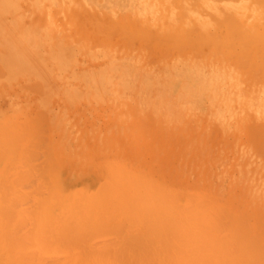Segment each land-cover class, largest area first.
<instances>
[{
  "label": "rangeland",
  "instance_id": "374dc122",
  "mask_svg": "<svg viewBox=\"0 0 264 264\" xmlns=\"http://www.w3.org/2000/svg\"><path fill=\"white\" fill-rule=\"evenodd\" d=\"M240 1L0 0V129L1 131L4 129L3 131L5 134L8 132L7 136L3 133V131L2 133L0 132V138H3V142H6V140L8 142L10 139L5 140V138L9 136L10 132L14 133L15 131H20L26 133L28 131L34 133L33 135L31 133L32 136L28 133L26 135L21 133L19 135H22V137L25 138L24 141H20L17 138L15 140H18L19 142L14 143L16 145L18 144V146L22 144L24 145L27 140H30L29 137L31 136L30 138H34L32 140H35L37 145L44 144L43 146H38L41 148L37 149L38 152L39 150L42 151L43 147V153L44 150H46L45 153H49L50 156L48 157L52 159L53 163H55L52 164L51 161L49 163V161L46 160L49 163V166H51L50 168L57 166L58 167L53 169V171L51 169L50 175L52 176L47 174V177H45L46 174L44 173V171L42 174H40V176L44 175V177L47 178L46 180L49 181L48 183H45L47 182L46 180L44 182L43 176V178L40 179L38 178V176L36 177L35 175H33L37 172H42L39 171L40 169H38L37 166H41L42 170H45V172L46 167L44 166V169L42 167V164L44 165V163H42L44 161L42 160L45 156L43 157L42 152H39V155H37L38 153H36L35 151V154L34 150L36 149V147H34V144L31 142L35 149L33 148L34 150L32 151L30 150L31 148H27L26 152L32 151L31 153H34L31 154V156L29 155V153L28 155L30 157H34L36 155V158L34 159L35 161L32 158V160L34 161H32V168L34 171L35 169L33 164H35V168L37 167V172L32 173L29 171L28 174L32 173V180H34V176L36 181L37 178L38 180L40 179L39 182H36L34 180L36 182V185L40 184V182H44L43 184L41 183L44 190L43 188H41V184L40 189H38L40 193L41 191H44L45 193L47 192L48 189L46 187V184L50 183L49 185H51V187L48 185V188H52V186H55V194L53 196L51 194V196H55V200L59 201L57 202L59 203L57 206L54 205V208L56 210L59 209L58 214V212L53 209V205H50V203H57L53 198H50L49 193H46L48 197L46 195H44V197L45 199L47 198V201L43 198L44 201L40 206L41 208H39V210L41 209V216L39 217V219L36 214L37 208L34 207L36 205H34L31 206V208L34 207V214H32V217L34 218H32L30 215H25V218L26 216L29 218H27L28 220L26 219L24 223L19 221L20 217H18L19 220H17V215L19 216V214H21L22 217V211L20 209L23 208V205L21 206V203L24 201V197L21 199V201H19L18 195L23 190H21L20 188L27 184L25 185L27 187H24L23 191L25 192L24 194H27L26 192H28V189H30L32 185V180L26 178V182L27 180H29L30 182L28 181L27 183H24L23 181L21 182L20 180H16L18 176L16 178L15 176H21V173L25 174V172L29 170L27 169L28 165H30L29 168H31V163L28 162V158L25 159V156H27L25 152L24 156H20L22 151H20V148L22 149L21 146L17 147L19 152L16 147V150L14 152L13 147L16 145H11L10 142H8L10 143V147H8V143H6L7 145H1L7 146L6 148H8V150H6V152L3 149V146V150H1V152L3 154V152L5 151L6 154H4V157H1L3 155L0 153V179L3 178V180H10L8 183L4 181L5 184H0V211H4L5 205L11 204L9 202V204H5V202H2L4 201V198H2V196L4 197V193L10 191V187L7 188L6 186L9 183L13 184L12 182H14V180L11 181V178L13 177V179L15 178L16 182H14V186L16 185V188L20 186L19 189L21 192H19V194L14 197H18V201L17 199H15V203L17 204L19 202L20 204H17V206L19 205V207H15L18 211L21 212L19 214L16 213V219L14 218L15 212H17L16 209H13L15 210L13 212L14 215L12 211H10V208L9 210H7L9 211V213L7 212L8 214H6V211H4V213L1 215L0 212V264H85V262L88 261H90L89 264H97L96 262H98V258H93L96 256H94L95 252L93 254L91 253V250L93 249V245L95 247L101 246V242V244L93 243L91 250H78L68 249L67 247L69 246H67V244V247H64L63 241H65V236L69 234V237L72 238V241L70 239L71 245H77L76 241L79 240L77 239V236L81 235H76V233H78V230H75V233V227H82L85 229V231L86 229L89 230V227L87 226L86 228L84 226L85 223H82V221L86 219L81 216L80 212H78V209H82L83 211L88 213L89 217L87 216L86 218H89L88 221L92 225V227L90 228V232H92L91 235H93L94 232H96V234L100 232V224L101 226L104 224L106 228L120 226V222L122 221L121 218L123 215H120V218L118 216L116 217L117 214L114 213L113 210V207L116 204L118 205L115 198L113 199V197L116 196L118 199L121 197L117 196L118 192L121 193L122 196L123 194H125V201H128L127 198H129V202H131L132 205L136 204V201V206L141 203V205H139L138 207V210H134L136 208V206L134 205L135 208H130L132 212L130 209L129 211H127L129 213H127L128 215L126 217H132L130 219L131 222L129 221V223L127 222V224H132V226L134 224V221L132 223L133 217L135 218L136 216H138L137 212L139 211L138 213H140V208L143 205L144 206L142 207V211H144V213L141 212L142 214H140L143 217H138L145 218L144 214L146 213V218L144 219L146 225L150 224L148 223L149 221L147 220V218L150 219L149 217L153 215L154 220L151 218L150 221L152 222L153 220L154 222L156 220L155 226L159 225L160 223L158 224V222L162 221V226L164 225V223H166L168 224V227L175 226L173 225L175 223L171 224L170 220L175 215L173 214V212H178L180 215H183L184 212L187 211H184L185 208L183 209L181 207H186V209L190 208V205L187 204L189 200L187 202L185 201L186 197L188 196H191L189 203H191V198L194 196L197 202L200 199L205 203L208 201V205L210 204L209 202H212L211 204H215L214 206H221L219 207V209L222 208V212L223 210H225V220L223 219V224L220 223L221 220H219L220 224L218 223V219H220V216H218L219 213L217 214L215 210L214 212L217 214L215 216H218V218H216L217 221L215 222V218H213V222L209 221L212 219V217L215 216L212 215L211 217L209 210H205L206 206L203 205L206 204L204 202H201L202 204L198 203L200 205L198 206L195 203L196 200L195 202L193 200V204L191 205L193 210L196 209L195 212L199 213V211L202 209L201 207L203 206L204 211H200V214L202 212L205 213L203 214L204 216L208 215L209 218H205L207 223L210 222V224L202 223V226L200 225V227L195 230L198 231L201 227H204L203 225H206L203 231H207L208 229H206V227L208 225L212 226V223L215 222L213 225L214 227L212 226L213 228H215L216 226L215 231L212 232L215 237V241L217 242L219 239H221L218 241L219 243L221 241L223 243L227 241L228 250L229 244L232 243V240L230 239L232 233L229 234V229L232 228L231 232L235 230L234 232L237 236L236 237L233 233V236H235V238L232 236L234 241H239V243L235 244L236 246L238 244L241 247L240 244L245 245L243 242H240L241 237L239 238V236H242V234H240L241 230H237L240 233L236 231V229L240 228L241 225L236 228L233 227L235 226L233 221L229 222L228 219L230 217L228 215H230L231 212V217L236 215V218L238 216V218H236L237 225L238 223H240L238 222L239 219L240 221L242 220L241 224L244 227L243 230L247 231L248 235L252 238L255 236V238H253L254 241L251 237H249L251 239V242H253L252 244H250V239L247 241V233L246 236H244L245 232L242 231V233L244 234L242 240L245 241V243L246 241L249 242L250 245H248V247L250 246L249 249L251 250H254L251 247L252 245H255L256 241L257 245L253 246V248L256 249V247H258V251L254 250L255 252L252 253L251 251V253H249V250H246L248 253L247 256V253L244 252L245 247L243 248L244 250H241V248L239 249V246H237L238 254L236 252L237 249L234 251V253H236L238 257L239 254H241L242 256L239 258L234 256V258L236 257L238 259V261L236 260L237 263L235 261L229 262L233 259V254L232 258L228 259L229 261L227 260V257L220 258V261L221 259L225 258L230 264H246V259L249 260V262L250 260L251 262L255 260L254 263L259 260L258 258H260L261 260L258 261L259 263L264 260V258H262L264 257V54H262L264 53V36H262L264 35L262 34L264 32V30L262 29L264 28V0ZM260 2L263 3V7H261L262 3ZM257 6L260 7V9ZM202 8H204V10ZM261 10L262 12H260ZM204 11H207L206 15L204 14ZM215 11L217 12L215 13ZM214 13L217 16H213ZM258 22L261 24H259ZM231 23L232 25L234 24V26H232ZM252 24L254 25L252 26ZM123 27H125L124 30L126 32L128 31L126 30V27L127 29H129V31H133L131 33L128 31V33H130L128 35L127 33H124L125 31H123ZM256 27L258 29H256ZM108 28H110L109 30L113 31H109ZM245 28L247 29V31L244 30ZM140 31H143V33ZM257 31L258 33H260V35L258 33L256 34ZM138 32L142 33V35ZM145 32L146 35L144 34ZM250 32L253 33V36ZM249 33L251 37H249ZM143 34L145 36H143ZM139 35L143 37H140ZM257 35L261 37V41H259L260 43L257 42L260 39V37H256ZM246 36L250 39L246 38ZM209 38L211 39L209 40ZM196 39L198 41H195ZM248 40L254 41H252L251 43ZM177 41H179V43L181 44L183 43L182 46L184 45V48L182 46L180 47L181 44L179 45V48V43H177ZM199 41L201 43H198ZM216 41H218V43ZM255 41L258 44H256ZM158 42L161 43L159 44ZM208 42H210V44ZM253 42L255 43V46H253ZM262 42L263 44H261ZM156 43H158V45ZM185 43L188 44L187 48L185 47ZM243 46L245 48L244 52L248 51V48H250L252 53L250 51H248L250 53L241 52ZM253 49H255L254 52ZM237 52L240 53L238 54ZM242 53L244 57H242ZM246 54L248 56L250 55V57H246ZM253 55H256V57L254 58ZM230 56L233 58H231ZM227 57L230 58L229 61ZM239 57L247 61L248 65L247 63L244 64L245 61H243L242 64V62H240V60L242 61V59H239ZM252 63L253 65H251ZM11 124H13L14 126L12 127ZM3 134L5 138L2 137ZM19 135L17 137H19ZM39 138L43 142H40ZM11 140H13V134H11ZM29 143L30 142H28L27 145ZM47 144L48 146L50 145L49 148L53 151H50ZM23 148L25 150V147ZM16 151L18 153H16ZM69 151L71 152V154ZM13 152L14 154L16 153L15 156L12 154ZM51 152L53 154H50ZM103 154L105 155L104 159L101 158L104 156ZM20 157L21 159H19ZM23 157L24 159H22ZM30 159L31 158H29V160ZM20 160L24 164H22ZM8 163L10 166L11 164H14L18 168L21 164V166L26 165L27 167L24 166L26 168L25 172L24 168L22 170L17 169L16 167L15 171L17 172V170H19L21 172L20 174H16L13 168L14 166L11 167L10 169L13 168L12 171L15 172V175L12 176L13 174H11L12 171L10 170V176H7V178L5 177V175L9 170L7 169L9 166L7 165ZM6 165L7 167H5ZM60 165L61 168L59 169ZM97 166L100 167L97 168ZM137 167L138 170L136 169ZM105 168H109L107 170L109 174L107 175H110L109 177H111L112 182H116V185H112V187H114L113 189H111L112 187L110 188L109 186L112 183H110L111 179L109 180L105 173L107 172L105 171ZM156 168L158 173L156 171ZM97 169L100 170L97 171ZM133 169L134 172L132 173ZM6 170L7 172H5ZM162 171L164 175H162ZM127 172L129 176L130 173L131 175L133 174L132 177L137 178L143 176V179L141 178L142 181L141 179H137L138 181L140 180L141 183L143 182V180H145V183L143 182V184L141 185L142 188H145V186H147V188H149V190L151 191V195L150 193L149 196L145 194L146 198L148 196V199H150V197L153 200L155 199V202L152 203L157 204L159 208H157V206L155 207V205L153 206L155 208H150L151 205L148 206L147 203L149 200L142 199L145 196L142 195L144 194L142 193L144 189L140 191L141 197L139 196V193L137 194V196L139 197H135V194L139 192L137 189H135V185H130L129 188H126L125 185L126 190L123 189L125 183L122 184V182H124L122 178H124L125 176L129 178V176L126 175ZM47 173H49V170H47ZM121 173L125 176L121 177ZM24 174H22V176H24ZM112 175L116 176L117 178L120 177L122 180L121 183L120 178L119 182L117 183L118 179L116 177L113 178ZM20 176L18 178H20ZM27 177H29V175ZM158 177H160L161 181ZM133 179H131L130 181H132ZM23 180L25 181V179ZM149 180L154 181L153 184H156V186L154 187ZM34 181H32V183ZM159 181L163 185V182H165L166 184V186H164V188H167L164 189V192L167 193L166 196L170 197V195H172L173 197L170 198H173V201L175 199V201L173 202L174 204L171 203L172 206L178 204L177 206L181 205L180 208L183 209L181 211H178L179 207L178 209L177 207L175 209L174 206L175 211H170L172 217L169 216V209L168 215L165 212L166 209L163 210L164 208L162 206L165 205L164 202H162L164 204H162L160 201L156 203L157 199L159 198L158 195L161 193L160 191V193L156 194L157 189L158 187L161 188L162 186L161 184H159ZM28 183L31 184L30 187L28 186ZM119 183L121 184V187L118 186ZM129 184L127 186H129ZM115 186L121 191L115 188ZM138 186L139 185H137V187ZM141 186H139L138 188L140 189ZM35 187L37 186L31 188H34L33 190H36L38 187ZM153 187L157 189L155 190ZM17 189L16 191H19V189ZM13 190L11 193L8 192L10 194V196L8 195V199L9 197H11L10 199L12 200L14 199L11 195L17 192L15 191L14 193ZM130 190L133 191L131 192ZM136 190L137 192L133 196H129ZM29 191L30 193L33 192L32 197L35 198L32 199V197H29L28 192V196L26 195L25 199L27 200V197L31 198V204H33V200L37 199V196L39 199L40 194H38V191H32L31 189ZM51 191L50 192L53 193V190ZM174 192H176L175 195L178 193L181 198L176 199ZM56 193H58L59 196ZM111 193L113 194V196ZM183 193L186 195H184ZM35 194L38 195L34 196ZM42 194L44 193L42 192ZM30 195H32V193ZM56 195L58 196V198L56 197ZM162 195L163 194H161L160 197H162ZM164 195L161 199L164 198ZM179 195L177 196L178 198ZM5 198H7L6 195ZM131 198L135 200V203ZM170 198H168L169 202L171 201ZM118 199L117 201L119 202L120 199ZM138 199L139 201L143 200L142 202L146 200V203H139ZM165 199H163V201ZM110 200H112V205H114L116 202L113 207L109 203ZM121 200L124 199L122 198ZM45 201L47 203H45ZM150 201L149 203L151 204ZM11 202L13 203L14 201ZM26 202H24L25 204L23 203L24 207H26L27 204L30 203L29 202L26 204ZM35 202L37 203L38 201L35 200ZM129 202L127 204L126 202L121 203L125 204L123 206L126 207V205L129 206ZM84 203H86V205ZM159 203H161L162 206L158 205ZM194 203L200 208V210L198 207H195L194 209ZM109 204L112 208L108 206ZM211 204L209 205V207H212ZM168 206L167 208L171 207ZM6 207L8 208V206ZM9 207L12 208L13 205H9ZM27 207L29 209V205ZM161 207L163 209H161ZM1 208L3 210H1ZM146 208H148L147 211ZM52 209L53 213H51ZM152 209H154V212H152ZM156 209H160V211H163V213L165 212L166 215L162 213L160 215V211L158 212V210ZM118 210L115 211L117 212ZM120 210L124 211V208ZM135 211L136 213L132 214ZM182 211H184L183 214H181ZM192 211L189 212L192 213V216H196V213ZM111 212L112 214H110ZM241 212L243 214H241ZM150 213L152 215H150ZM178 213L177 218L182 221L180 224L183 225L184 221L182 219L183 216L186 215V213L181 217L182 219L180 218V215H178ZM226 213L229 214L227 215ZM105 214H107V216ZM4 215L9 217H3ZM113 215L114 217L112 220L111 218ZM226 215L229 218H226ZM61 216L62 218H60ZM84 216H86V214H84ZM138 217L135 218V220L138 221L136 222L138 223L135 226L136 229L139 225V222V228L141 227L143 230L146 229L144 228V222H142V219H138ZM83 218L84 220H82ZM189 219H191V217ZM197 219L200 218L196 217V222ZM69 220H74V222L70 221V223H72L70 224ZM127 220L128 219H126V221ZM185 220L188 221V218H185ZM172 221L178 224L177 220L174 221L173 219ZM112 222H114V224ZM190 222L193 223L195 221L190 220L189 224ZM123 223L127 225L125 221ZM142 223L143 227L141 226ZM186 223H184V225ZM216 223H218V227ZM231 223L233 225H231ZM166 224L165 226H163L164 229L161 226L164 231L167 228ZM248 224H250L251 226ZM220 225H223L224 228L226 227L225 233L227 232V236L230 235L228 239H230L231 242L226 238L225 240H223L226 235L222 234L224 233V230L223 232L220 231V229H224L220 228ZM123 226L124 225H121L120 228H118L121 229V233L124 234L123 238H127L129 234H126L127 236L125 235V231L121 228ZM150 226L152 229H150V227L148 226V229H150V231L148 232L150 233L152 231L153 233V229L155 228L154 223H152ZM176 226L181 228V226ZM192 226L197 227L198 225H195L194 223ZM72 227L74 228L72 229ZM135 227L131 228L133 232L136 231L134 229ZM177 227L176 229L180 230V228ZM183 227L184 226H182V228ZM188 227L190 228L191 226L188 225L187 228ZM118 228L117 230H119ZM157 228L155 232L157 231ZM182 228L180 231H182ZM170 229L175 228L170 227ZM103 230L105 231L106 229ZM117 230L116 232H114L115 230H113L114 233H112V230L110 231L107 228V239L109 238L108 240H110V238H113V234H119L120 230L118 232ZM137 230V233H139L140 230ZM175 230H169V232H176ZM189 230L191 231L192 229H188V232L186 233L187 235L193 232H189ZM109 231L112 235L111 236L109 234L111 237H108L107 235ZM132 231L129 232L133 233ZM142 231L141 234L139 233L140 235H142L141 237L144 236L143 232H145V230L143 232ZM259 231L262 232V234ZM166 232L170 237L166 234ZM166 232V236L164 234L162 235L163 240H161L162 237L160 236L162 232L159 233L157 231V233L160 235L153 233L154 235H156L155 237L157 240L158 236L161 237H159L161 241L158 240L156 244L154 243L156 239L155 241L152 239L154 237L153 235L149 236L151 240L147 237L150 241L149 244L153 243L154 246H156L157 243V246H160L159 244L161 242V244H164V236L168 237L167 240L172 237V233L170 235L168 233V230H166ZM174 232L173 234L176 235V237L173 235V238H175L174 241L171 238V241L169 240L168 242H171L172 244L175 243V241H178L180 243L179 240L181 239L178 238L180 236L183 238L184 232H186V227L183 232L180 233L178 238L176 234L177 232ZM216 232H219L218 235L220 237ZM149 233L145 235H149ZM123 234H121V237ZM19 235H21L22 238H20L21 236L19 237ZM100 235L101 234L95 236L93 235L97 240L96 242H99L101 240ZM117 235L116 237L120 236ZM187 235L185 236L187 237ZM74 236L76 237V239H74ZM86 236L84 234L83 237ZM102 236H104L103 238H105V241H107L105 235L102 234ZM193 236L195 237L196 234H194ZM261 236L262 238H260ZM198 237L200 239V236H197V239H195V241L193 240L194 238L191 239V241L195 243L197 242V240L200 241L203 238L201 236V239L199 240ZM246 237L247 239L244 240ZM91 238H84V240L86 239L85 243L90 241ZM123 238H121V240H123ZM147 238L144 236L143 239H140L142 241H137L138 244L142 245V247H140L143 248L142 250H146L148 246ZM188 238L190 239V237ZM119 239L117 240V244H119ZM184 240L186 239L183 238V241ZM101 241H104V239H102ZM124 241L121 242L125 244ZM191 241L189 245H194L193 243H191ZM125 242H127L129 245H127V243L124 246L119 245L121 246L120 248H127L128 246L132 248V244L130 245L131 242H128V240ZM134 242L132 243L134 244ZM218 242L217 244L219 246ZM67 243L68 245H70L69 241ZM85 243L83 242V244ZM88 243L85 244V247L88 246ZM181 243H183L182 240ZM166 244H164V246ZM176 244L177 242L175 243V245ZM200 244L201 243H199V245ZM235 244L232 243V247H234ZM90 245L91 243L89 244V246ZM175 245L172 247H175ZM224 245H221V248L219 246V248L222 249L224 247L223 249H225ZM135 246L136 245H134L133 248L130 249L129 253L131 255V251L133 252V254L137 251H140L135 250V248L137 249V247ZM205 246L206 245H204V247H201L203 251ZM211 246L210 249L212 248ZM218 246H214L213 248L216 249V247L218 248ZM177 247H179V249ZM177 247H175V249H178L179 251L180 249L182 250L180 254L186 253L183 252L181 246ZM167 248L169 250V246ZM193 248L195 249V247ZM198 248L200 249V246L198 247L197 245L195 252H197ZM175 249L173 251H175ZM199 249L198 252L200 251ZM118 250L123 252V250L121 249ZM153 250L154 254L152 253L151 255H154V257H156V250ZM184 250H186V248ZM191 250L193 249L191 248ZM231 250L234 249L230 248L228 251L230 253H233V251L231 252ZM239 250L241 252L243 251L245 255L239 252ZM116 251L113 250V252ZM158 251L160 250L158 249ZM217 251L218 253L221 252L220 255H222V251H224L226 255L228 254L225 250ZM162 252L160 251V253ZM187 252H190V249H187ZM204 252V258H206V261L209 262L211 258L208 257H214L215 254H217H213L214 251L212 252V250H209V248ZM259 252H263V254L261 253L259 255L260 257L256 256ZM97 253L95 255H97ZM103 254H106L107 259L108 256L106 251ZM180 254H172L171 252L169 253L170 256L174 255V261L175 258L177 259L176 255H178L179 257L181 256ZM190 254H193V252H190ZM86 255L90 257L91 255H93L91 260L96 261L91 262V260L88 259V261L82 263V260H85ZM134 255H132L133 258ZM148 255L149 254H147V252L145 253L144 251V253L139 256L143 259L141 260V262H138V260L135 259L137 256L134 258V260H132L133 258L130 259V262L136 260L135 262L137 264H142V261H145L149 257ZM82 256H84V259L81 258ZM88 256L86 257V260ZM111 256L112 255H109L108 259H110ZM120 256H117L115 260H107L106 263H129H127V261L125 260L126 256H123L125 259ZM163 256H161V259ZM201 256L203 257V254ZM243 256H246L248 258L244 257L246 259L243 260L241 259L243 258ZM190 257H187V255L185 256L187 260ZM193 257H197V259ZM101 258L103 257L101 256L100 259ZM192 258V263L194 259L198 260L197 264L199 263V261H202L199 260L201 258L197 253L192 256ZM151 259L148 258L147 260ZM178 259V261L180 262V257ZM102 260L103 259L100 260L101 262H103L102 264H106L105 260ZM184 260L182 262H184ZM212 260L215 262V264H220L217 263L218 260L216 257L212 258ZM147 262L145 261V263ZM179 262L177 263L179 264ZM131 263L133 264V262ZM151 263L154 264V262ZM163 263H166V261ZM167 263L169 264V262ZM185 263L187 264L186 261ZM206 263L208 264V262ZM194 264H196V262Z\"/></svg>",
  "mask_w": 264,
  "mask_h": 264
},
{
  "label": "bare ground",
  "instance_id": "6f19581e",
  "mask_svg": "<svg viewBox=\"0 0 264 264\" xmlns=\"http://www.w3.org/2000/svg\"><path fill=\"white\" fill-rule=\"evenodd\" d=\"M136 1H137V0H136ZM239 1H240V0H239ZM245 1H246V0H245ZM133 2H134V1H133ZM199 2H200V1H199ZM240 2H241V1H240ZM197 3H198V2H197ZM203 3H204V2H203ZM203 3H202V4H203ZM245 3H246V2H245ZM250 3H251V2H250ZM255 3H256V2H255ZM260 3H262V2H260ZM206 4H207V3H206ZM207 5H208V4H207ZM252 5H253V4H252ZM256 5H257V4H256ZM208 6H209V5H208ZM198 7H200V6H198ZM202 7H203V6H202ZM257 7H258V6H257ZM261 7H263V3H262V6H261ZM258 8L260 9V7H258ZM202 9L204 10V8H202ZM208 9H209V8H208ZM206 10H207V9H206ZM254 10H255V9H254ZM208 11H209V10H208ZM256 11H257V10H256ZM199 12H200V10H199ZM202 12H203V11H202ZM204 12H205V11H204ZM206 12H207V11H206ZM206 12L204 13L205 15H206ZM216 12H217V11H215V13H216ZM260 12H262V10H261ZM263 12H264V10H263ZM208 13H209V12H208ZM215 13H214V14H215ZM252 13H253V12H252ZM214 14H213V16H217L216 14H215V15H214ZM259 14H260V13H259ZM261 14H262V13H261ZM258 16H259V15H258ZM258 16H257V17H258ZM261 16H262V15H261ZM261 18H262V17H261ZM263 18H264V17H263ZM261 22H262V21H261ZM258 23H259V22H258ZM256 24H257V23H256ZM256 24H255V26H256ZM259 24H261V23H259ZM231 25H232V23H231ZM253 25H254V24H252V26H253ZM232 26H234V24H233ZM241 26H242V25H241ZM245 26H246V25H245ZM246 28H248V27H246ZM246 28L244 29L245 31H247ZM250 28H251V27H250ZM109 29H110V28H108V30H109ZM124 29H125V27H123V31H125ZM254 29H255V27H254ZM256 29H258V28L256 27ZM262 29L264 30V28H262ZM126 30L129 31V29H127V27H126ZM249 30H250V29H249ZM259 30H260V29H259ZM109 31H113V30H109ZM128 31H127V32L125 31L124 33H127V34L129 35L133 30H132V31H129L130 33H128ZM140 32L143 33V31H140ZM140 32H138V33H140ZM262 32H263V31H262ZM262 32H261V33H262ZM138 33H137V34H138ZM142 33H140V34L142 35ZM250 33H251V32H250ZM250 33H249V37H251V36H250ZM257 33H258V31L256 32V34H257ZM127 34H126V35H127ZM144 34L146 35V32H145ZM144 34H143V36H145ZM251 34H252V36H253V33H251ZM258 34L260 35V33H258ZM262 34H264V32H263ZM259 35H257L256 37H260ZM139 36H140V35H139ZM143 36H140V37H143ZM254 36H255V34H254ZM262 36H264V35H262ZM128 37H129V36H128ZM249 37L246 36V38H249ZM252 38H254V37H252ZM138 39H139V38H138ZM210 39H211V38H209V40H210ZM249 39H250V38H249ZM131 40H132V39H131ZM209 40H208V41H209ZM256 40H258V39H256ZM262 40H263V39H262ZM144 41H145V40H144ZM195 41H198V40L196 39ZM212 41H214V40H212ZM248 41H250V42L252 43V41H254V40H248ZM259 41H261V37H260V39H259L257 42L260 43ZM186 42H187V41H186ZM216 42L218 43V41H216ZM145 43H147V42H145ZM148 43H149V42H148ZM158 43H159V42H158ZM158 43H156V44L158 45ZM160 43H161V42H160ZM160 43H159V44H160ZM164 43H165V41H164ZM177 43H179V41H177ZM177 43H176V44H177ZM196 43H197V42H196ZM198 43H201V42L199 41ZM208 43L210 44V42H208ZM211 43H213V42H211ZM255 43H256V41H255ZM255 43L253 42V46H255ZM258 43H256V44H258ZM180 44H181V43L178 44V47H179ZM182 44H183V43H182ZM182 44L180 45V47L182 46ZM185 44H186V43H185ZM261 44H263V42H262ZM162 45H163V44H162ZM187 45H188V44L185 45L186 48H187ZM199 45H202V44H199ZM199 45H198V46H199ZM217 45H218V44H217ZM229 45H230V44H229ZM229 45H228V46H229ZM259 45H260V44H259ZM155 47H156V46H155ZM157 47H158V46H157ZM180 47H179V48H180ZM182 47L184 48V45H183ZM200 47H201V46H200ZM240 48H242V47H240ZM244 49H245V48H244V46H243V48L241 49V52H243V53H246V52H247V53H250V52H251V49H250V48H248V51H250V52H248V51H245V52H244ZM242 50H243V51H242ZM254 50H255V49H253V52H254ZM239 51H240V50H239ZM255 52H257V51H255ZM237 53L239 54L240 52H237ZM243 53H242V57H244V56H243ZM251 53H252V52H251ZM259 53H261V52H259ZM235 54H236V53H235ZM257 54H258V53H257ZM262 54H264V53H262ZM240 55H241V54H240ZM226 56H228V55H226ZM236 56H238V55H236ZM247 56H248V55L246 54V57H247ZM230 57H231V56H230ZM240 57H241V56H240ZM240 57H239V59H242V61L240 60V62H242V64H243V61H245V60H244L243 58H240ZM248 57H250V55H249ZM253 57L255 58L256 55H255V56L253 55ZM259 57H260V56H259ZM227 58H228V57H227ZM231 58H233V57H231ZM236 58H237V57H236ZM229 59H230V58H228V61H229ZM248 59H249V58H248ZM237 60H238V59H237ZM249 62H250V61H249ZM262 62H263V61H262ZM246 63H247V61H245L244 64H246ZM261 64H262V63H261ZM247 65H248V63H247ZM249 65H250V64H249ZM251 65H253V63H252ZM257 71H258V70H257ZM254 73H255V72H254ZM256 74H257V72H256ZM31 119H32V118H31ZM31 119H30V120H31ZM21 120H22V119H21ZM30 122H31V121H30ZM33 122H34V121H33ZM7 123H8V122H7ZM11 123H12V122H11ZM8 124H9V123H8ZM11 125H12V127L14 126L13 124H11ZM0 126H1V125H0ZM2 127H5V126H2ZM2 129H3V128H2ZM3 130H4V129H3ZM3 130H2V131H3ZM2 131H1V129H0V132H1V133H2ZM15 132H16V131H15ZM15 132H14V133H13V132H12V133L10 132V134H9L10 138H9V136H8L7 138H5V136H4L5 133H4V131H3L4 134L2 135V137H4L5 140H6V139H10L8 142H10L11 145H16L14 142H19L18 140H15V139H17V138H18L20 141H21V140L24 141L25 138H23L22 135H19V134H21V133H23V132L17 131L16 134H15ZM18 132H19V133H18ZM27 133L31 135L32 132H28V131H27L26 133H23V134L26 135ZM7 134H8V132H7L5 135L7 136ZM11 134H13V140H15V141L11 140ZM17 134L19 135L20 138L17 137V136H18ZM33 134H34V133H32V135H33ZM32 135H31V136H32ZM15 136H16V137H15ZM23 136H24V135H23ZM31 136H30V137H31ZM24 137H25V136H24ZM30 137H29L30 140H27L28 142H30L28 145H27V143H28L27 141H26L25 144H24L25 146H24L23 144H22V145L19 144V145L22 147V149L20 148V151H21V150L23 151V152L21 151V155H20V156H22V155L24 156L25 153H26V155H27L28 157L25 156V159L28 158L27 160H28L29 163H31V168H29L30 165H28V167H27L26 165H24V166L27 167V169H29V170L26 171V172H27V173H26V172H25L26 168H25L24 166H21L22 164H24V163L21 162V160H20V162H21L22 164L20 165L19 168H18L17 166H15L14 164H13V165L11 164V166H10L9 163H8V164H7V165H9L8 168H7V169H9V170H8V173H7L8 175L5 173V174H6L5 177L10 176V172H9V171H10V170L12 171L13 168H14V171H15V168H16V167H17V169H22V170H23V168H24V172H25V174H26V177H25V174H24V173H21L19 170L16 169V170H17V172L15 171L16 174H20V173H21V176H20V175H16L15 178H16L17 176H18V177L20 176V178L17 177L16 180H18V181L20 180L21 182L23 181V182L25 183V182H26V178H27V179L29 178V179L32 180V177H31V176H32V173H33V172H34V173L37 172V171H36L37 167H38V169H40L39 171H42V172H41V173H38V172H37L36 174H33V175H35L36 177L38 176V178H40V179L44 177V175H42L43 177L40 176V174H42L43 171H44V173L46 174L45 177H47V174L50 175V173H51V172H50L51 169H52V171H53V169H55V168L58 167V166H57V167L50 168V167H51V166H49L50 161H51L52 164H55V163H53V162H52V159L48 157V156H50L49 153H47V154L45 153L46 150H44V153H45V154L43 153V147H42V151L39 150V152H42L43 157L45 156V157L43 158V160H42V161H44V162H42V163H44V165H43L42 163H41V164H42L43 169L46 167V168H45V169H46V172H45V170H42L41 166H37V167L35 168V164H33V165H34V169H35V170L33 171L32 163L35 161L34 159L36 158V157H35L36 155H35V156L32 155V156H34V157H30V156H31V154H34L35 151H36V153H38L37 155H39V152H38L37 149H41V148L38 147V146H43L44 144H43V145H41V144H40V145H37L36 141H35V140H32V139H34V138L31 139ZM22 138H23V139H22ZM2 139H3V138H0V140H1V141H0V148H1V149H0V153H1V154H2L1 150H3V149H4L5 151L8 150V148H6L7 146H4V145H3L4 148H3V146H1L2 144H6V143H8L7 140H6V142H3L4 140H2ZM35 139H37V138H35ZM39 139H40V138H39ZM33 141H35V142H33ZM39 141H40V142H43V141H41V139H40ZM31 142L34 144V147H36V149L33 147V144H32ZM37 142H38V141H37ZM10 143H8V147H10ZM38 144H39V143H38ZM6 145H7V144H6ZM35 145H36V146H35ZM20 146H18V144H17L16 146H14V147H13V148H14V152H15V150H16L15 147L17 148V147H20ZM26 146H27V147H26ZM47 146H48V144H47ZM144 146H145V145H144ZM23 147H25V150H24ZM37 147H38V148H37ZM44 147H46V146H44ZM49 147H50V145L48 146V148H49ZM51 147H52V146H51ZM2 148H3V149H2ZM5 148H6V149H5ZM27 148H29V149L31 148L30 150H32V151L35 149V150H34V153H31L32 151H31V152H29V151L26 152V149H27ZM33 148H34V149H33ZM29 149H28V150H29ZM49 149H50V148H49ZM87 149H88V148H87ZM90 149H91V148H90ZM17 150H18V148H17ZM51 150H52V149H50V151H51ZM58 150H59V149H58ZM5 151L3 152V154H2L3 156H1V157H4V154H6L7 151H6V152H5ZM12 151H13V150H12ZM12 151H11V152H12ZM50 151H49V152H50ZM52 151H53V150H52ZM75 151H76V150H75ZM94 151H95V150H94ZM137 151H138V150H137ZM14 152H13L12 154L15 156L16 153L19 152V150H18V152L16 151L15 154H14ZM24 152H25V153H24ZM69 152H70V151H69ZM73 152H74V151H73ZM22 153H23V154H22ZM29 153H30V154H29ZM36 153H35V154H36ZM80 153H81V152H80ZM19 154H20V153H19ZM19 154H18V155H19ZM28 154H29L30 156H29ZM50 154H53V153L51 152ZM62 154H63V153H62ZM70 154H71V152H70ZM87 154H88V153H87ZM87 154H86V155H87ZM46 155H47V158H46ZM63 155H64V154H63ZM80 155H81V154H80ZM90 155H91V154H90ZM95 155H96V154H95ZM103 155H104V154H103ZM54 156H55V155H54ZM57 156H58V155H57ZM92 156H93V155H92ZM99 156H100V155H99ZM99 156H98V157H99ZM5 157H6V156H5ZM90 157H91V156H90ZM104 157H105V155H104L103 157H101V158L104 159ZM29 158H31V159L29 160ZM32 158H33L34 161L32 160ZM37 158H38V157H37ZM48 158H49L50 160H49ZM82 158H83V157H82ZM99 158H100V157H99ZM135 158H136V157H135ZM19 159H21V157H20ZM22 159H24V157H23ZM38 159H39V158H38ZM38 159H37V161H38ZM57 159H58V157H57ZM64 159H65V158H64ZM67 159H68V158H67ZM46 160L49 161V163H48ZM61 160H62V159H61ZM68 160H69V159H68ZM68 160H67V161H68ZM142 160H143V159H142ZM30 161H31V162H30ZM32 161H33V162H32ZM45 161H46V162H45ZM54 161H55V160H54ZM91 161H92V160H91ZM100 161H102V160H100ZM149 161H150V160H149ZM0 162H1V159H0ZM9 162H11V161H9ZM89 162H90V161H89ZM112 162H113V161H112ZM112 162H111V163H112ZM114 162H115V161H114ZM29 163H27V164H29ZM108 163H109V162H108ZM36 164H37V163H36ZM41 164H40V165H41ZM79 164H80V163H79ZM95 164H96V163H95ZM115 164H117V163H115ZM120 164H121V163H120ZM120 164H119V165H120ZM163 164H164V163H163ZM7 165H6L5 167H7ZM46 165H47V166H46ZM61 165H62V163H61ZM61 165H60L59 169L61 168ZM88 165H89V164H88ZM91 165H92V164H91ZM97 165H98V164H97ZM100 165H101V164H100ZM109 165H110V164H109ZM109 165H108V166H109ZM113 165H114V164H113ZM135 165H136V164H135ZM153 165H154V164H153ZM13 166H14V167H13ZM44 166H45V167H44ZM53 166H54V165H53ZM71 166H72V165H71ZM76 166H77V165H76ZM140 166H142V165H140ZM148 166H149V165H148ZM157 166H158V165H157ZM159 166H161V165H159ZM11 167H13V168L10 169ZM85 167H86V165H85ZM93 167H94V166H93ZM95 167H96V166H95ZM99 167H100V166H99ZM99 167L97 166V168H99ZM109 168H110V167H109ZM109 168H107V169L105 168V169H106L105 171H107ZM128 168H130V167H128ZM128 168H127V169H128ZM132 168H133V167H132ZM158 168H159V167H158ZM5 169H6V168H5ZM101 169H102V168H101ZM110 169H111V168H110ZM119 169H120V168H119ZM134 169H135V168H134ZM134 169L132 170V173L134 172ZM136 169L138 170V167H137ZM164 169H165V168H164ZM47 170H49V173H47ZM86 170H87V169H86ZM86 170H85V172H86ZM95 170H96V169H95ZM99 170H100V169H97V171H99ZM103 170H104V168H103ZM162 170H163V169H162ZM3 171H4V170H3ZM29 171L32 172V173L28 174ZM72 171H73V170H72ZM105 171H104V172H105ZM125 171H126V170H125ZM128 171H131V170H128ZM156 171H157V168H156ZM167 171H168V170H167ZM5 172H7V170H6ZM12 172H13V171H12ZM12 172H11V174H13L12 176H14V175H15V174H14L15 172H13V173H12ZM18 172H19V173H18ZM135 172H136V171H135ZM138 172H139V171H138ZM75 173H76V172H75ZM105 173H106V175L109 174L108 171L105 172ZM157 173H158V171H157ZM165 173H166V172H165ZM22 174H24V176H22ZM27 174L29 175V177H27V176H28ZM38 174H39V175H38ZM135 174H136V173H135ZM135 174H134V175H135ZM80 175H81V174H80ZM126 175L129 176L128 172H127ZM136 175H137V174H136ZM136 175H135V176H136ZM162 175H164V174H163V171H162ZM179 175H180V174H179ZM12 176H11V177H12ZM35 176H34L33 178H34V180L36 181ZM50 176H52V175H50ZM76 176H77V175H76ZM76 176H75V177H76ZM86 176H87V175H86ZM94 176H95V175H94ZM96 176H97V175H96ZM102 176H103V175H102ZM109 176H110V175H109ZM109 176L107 175L108 179L110 180L111 177H109ZM120 176L122 177V176H125V175H122V173H121ZM132 176H133V174L131 175V173H130L129 178H128L127 176H125L124 178H122V180L124 181V182H122V184L125 183V184H124V187L122 186L123 189H125V185H126V188H129L130 185H133V186L135 185V186H136L135 189H137V190L139 191V192H137V190H136L134 193H131L133 190H130L131 192H129V193H131L132 195L130 194L129 196H133V195L137 192V193L135 194V197H139V196L141 197V193H140V191L143 190V189H144V190H143L144 192L142 191V193H144V194H142V195L147 194V195L149 196V193H150V195H151V191L149 190V188H147V186L143 185V186H145L146 190H145L144 187L142 188V186H141V185L143 184V182L145 183V180H143V182L141 183V181H142V179H143V176L141 175L142 177H137L138 179H141V178H142L141 181L139 180L140 183H139V181H138V179H137L136 177H132ZM137 176H138V175H137ZM139 176H140V175H139ZM166 176H167V175H166ZM166 176H165V177H166ZM3 177H4V176H3ZM5 177H4V178H5ZM22 177H23V178H22ZM24 177H25V178H24ZM45 177H44V178H45ZM107 177H106V178H107ZM112 177L114 178V177H116V176H113V175H112ZM118 177H119V176H118ZM130 177H132V178H130ZM156 177H157V175H156ZM163 177H164V176H163ZM7 178H8V177H7ZM9 178H10V177H9ZM15 178L13 179V177H12V178H11V179H12L11 181L14 180V182H15ZM38 178H37V181L39 182L40 179L38 180ZM44 178H43V180H44V182H45V180H46L47 178H45V179H44ZM85 178H86V177H85ZM116 178H117V177H116ZM119 178H120V177H119ZM119 178H117V179H118V180H117V183L119 182ZM126 178H127L128 180H127ZM133 178H135L136 180L133 179ZM158 178L160 179V177H158ZM174 178H175V177H174ZM179 178H180V177H179ZM23 179H25V181H24ZM68 179H69V177H68ZM68 179H67V180H68ZM86 179H87V178H86ZM131 179H133V180L130 181ZM9 180H10V179H8V180H7V179H4V180H3V178H2V179H0V184H1V183H2V184H5L4 181H6V183H8ZM34 180H32V181H34ZM43 180H41V181H43ZM113 180H114V179H113ZM122 180H121V178H120V183H121ZM164 180H165V179H164ZM177 180H178V179H177ZM182 180H183V179H182ZM1 181H2V182H1ZM11 181H10V182H11ZM28 181H29V180H27V182H28ZM32 181H31V184H32V185L34 184V185L32 186L31 184L28 183V186H29V187H30V185H31V187L37 186L38 188L35 187V188H37L36 190H33L34 188H31V187H30V189H31L32 191H38V192H39L38 189H40V184H41L42 182H40V184L36 185V182H37V181H36V182L34 181L33 183H32ZM46 181H47V180H46ZM110 181H111L110 183H112L111 185H109L110 188H111L112 185L115 184L116 182H114V181L112 182V179H111ZM126 181H127V182H126ZM149 181H151V180H149ZM160 181H161V179H160ZM160 181H159V184H161ZM3 182H4V183H3ZM14 182H12L13 184L9 183L8 185H10V186H8V185L6 186L7 188L10 187V188H9L10 191H7V192L4 193V194L6 195L7 198H5V195H4V197L2 196V198H4V199H3L4 201H2V202H5V204H9V203H11V204H9V205H10V206L13 205L12 208L9 207V205H5V204H4V205H5V207H4V211H6V214H8L9 211H7V210H9V208H10V209H11L10 211H12V213H13V212L15 211V210H13V209H16L15 206H17V204L19 203V202H18V203L16 204V203H15V201H16L15 199H17V201H18V197H19V201H21V199L24 197V199H23L24 201L21 203V206L23 205V206H22L23 208L20 209L22 212H21V211H18V210L16 209L17 212H15V215H14V213H13L14 218L16 219V217H17V220H19L18 217H20V220H19V221H21V222H23V223L25 222V220H26L27 218H29V217H27V216H29V215H30L31 217L33 216L32 214H34V207L37 208V209H36V214H37L38 219H39V217L41 216V215H40V214H41V211H40L41 209L39 210V208H41L40 206H41L42 202H43L44 199H45L44 195H46V196L48 197L47 194L49 193V194H50V198H53L54 201H55L56 203L59 202L58 200H55V199H56V198H54L55 196L52 197V196L55 194V193H54V187H55V186H54V187L52 186V188H50V187H51V185H49L50 183H49V184H46V185H47L46 187H47L48 190H49V189L53 190V193H51V192H52L51 190H49V191L47 190V192H46L47 194H46L44 191H41V193H40V192H39V193L37 192L38 194H40L39 197H40L41 199H40V198L38 199V196H37V197H36L37 199H35V200L38 201L40 204H39L38 202L36 203L35 200H33L34 203L31 204V203H32V202H31L32 200H30L31 198H29V197H32V196H33V192H31L32 195H30L31 193H30V191H29L30 189H28L29 187H28V188H25V189H28V192H29V197H27V200L25 199V196H26V195L28 196V192H26L27 194H24L25 192H23V191H24V187H27V186H25V185H27V184H25L22 188H20V186L17 187L18 189H19V188H20L21 190L23 189L22 192H21L20 189H19V191H16L17 188H16V185L14 186ZM27 182H26V183H27ZM29 182H30V181H29ZM44 182H43V183H44ZM48 182H49V181H47V182H45V183H48ZM129 182H130V184H129ZM136 182H137V183H136ZM147 182H148V181H147ZM183 182H184V181H183ZM15 183H16V182H15ZM43 183H42V184H43ZM120 183H119V184H120ZM135 183H136V184H135ZM151 183H152V185H153L154 187L156 186V184H155V185L153 184L154 181H151ZM163 183H164V185L161 184V185L163 186V188H162L161 185H160L161 188H160V187H158V189L156 188V189H157L156 194H157V193H160V191H161V193L158 195L159 198L157 199L156 203H158L159 201H160L161 203L164 202L165 205H167V206H168L169 203H170L169 206H171V207L168 206L169 208H167V206H165V205L162 206L161 203H159L158 205H161V206L164 208V209H163V208L161 207V209H163V210L166 209L165 212H166L167 215H168V209H169V216H171V217H172V214L170 213V211L172 210V212H173V210H174V206H175V209H176V207H177V209H178V207H179L178 211H181V210H183V209L185 208L184 211L186 210L188 213L182 211L181 214H183V212H184V214L186 213V215L191 214V215H189V216H186V215L183 214V215L185 216L186 219L188 218V221L185 220V218H184L183 215H180V214L177 212L178 215H180V218L183 216V219H182V218H181V219H182L184 222H183V225H181L180 223H181L182 221H181L180 219L177 218V217H178V216H177V213H176V212H173V214H175V215H174L171 219H170V218H169V219L171 220V224H172V223H175V224H173V225H175V226H170V227L175 228V229H176V227H177L176 225L181 226V228H182V226H184V227L182 228V231H180V230H181L180 227H177V228H180V230H179V229H176V230H175V229H170V227L167 226L168 224L164 223L163 226H165V224H166V227L168 228V229L166 228L165 231H164V230H163L164 227L162 226V221L158 222V224L160 223V224H159L160 226H159V225L155 226V223H156L155 221H156V220L153 222V220H154V219H153V215L150 213V215H152V216L149 217L150 219L147 218V220L149 221L148 223H150V224H149V225H146V222H144V219L146 218V213L144 214V217H145V218H139V217H138V216L143 217V216L140 215V214L144 213V211H142V210H143L142 207L144 206V205H143L142 207L140 206V207H141V208H140V209H141L140 213H138L139 211L137 212V215H138V216H136V215H135V216L138 217V219H140V220L142 219V222H144V228H146V229H144V230H145L146 233L143 232L144 230H143L141 227L139 228V226H140V222H139V225H138L137 229L140 230V231H139L140 234H141V231L143 230V231H142V232H143V235H144L146 238H147V237L149 238L150 235H151V236L153 235L154 237H153L152 239H153L154 241H155V239H156V237H155L156 235H154V234H155V233L158 234L157 231H158L159 233L162 232L161 235L158 234V235H160V236L162 237V238H161L160 236H158V240L161 241V240H163V236H162V235L164 234V235L166 236V234H167L166 230H168V233H169L170 235H171V233H172V237H171V238H172L173 241H174V239H175V238H173V235H174L173 232H174V231H171V233H170L169 230H175L177 233H176V232H174V233L177 234V238H178L179 235H180V233H182L183 230H184L185 227H186V232H184V235H183V238L186 239V240H184L185 243H184L183 238H182L181 236H180L181 238L179 237L178 239H181L183 243H181V240H179L180 243H179L178 241H175V243L177 242L176 245L182 247L183 252H186L185 254L187 255V257H188V256L190 257V255H191V257H190L191 259H190V258L188 259L189 261L185 258V256H186L185 254H183V253L180 254V252H181L182 250L180 249V251H179V250H178L179 247H177V246L175 245V243H172V244H174L175 247H177L178 249H175V247H172V246H174V245H172L171 242H168L171 238H170L169 240H167L168 237H165V236H164V240H165V242L168 243V244H166L164 241H163V243L166 244L167 246H166V245L164 246V244H161L162 242H161V243L159 242V243H160V244H159L160 246H157V245H158V243H157V245H156L157 247H156V246H154L153 243H152V244H149V243H150V241H149L150 238H149V239L147 238V240H148L147 245L149 246L150 249H149L148 246H147L146 250H145V249L142 250L143 248H140V247H142V245H141V244H138L137 241H142V240H140V239H143L144 236L141 237L142 235H140L139 233H137L138 230L136 229L135 226L138 224V223H136V222H138V221L135 220L136 217H135V218L133 217V219H132V223H133V221H134V224H135V223H136V224H135V225L133 224V226H132V224H131V225H130V224H127V222L129 223V221H130V219H131L132 217H130V216H128V218L126 217V216L128 215L127 213H129V212H127V211H129L130 208L132 209V207L135 208V206L137 205V201H136V204H133V205H132L131 202H129V198H127L128 201H127V200L125 201V199H126L125 196H124L125 194H123V196H122L121 193H119V192H118V195H117V196H121V197L119 198L120 200H119L116 196H114L113 199L115 198L116 202H117L118 205H120V206H118V205L116 204L115 200H114V202H115L116 205H115V204H114L115 206L112 205V204H113V203H112V200H113V199L110 200V202H109V201H108V202H109L110 204L112 203V204H111L112 207L114 206V207H113V210H114V213L117 214L116 217H117V216L119 217L120 215H121V216L123 215L122 218H121L122 221H121L120 223H121V225H124L125 227L123 226V227H121V228H122V230L125 231V232H124L125 235H126V234H129V236L126 235L127 238H123V237H124V234L121 233V229H119L121 225L118 226L119 228H118L117 226H115V227H117V228L120 230L119 234L117 233L118 235H120V236H119L120 239H119V237H116L117 234H113V236H112L111 233H110L111 230H112V233L116 232L117 228H115L114 226L111 227V228L107 227V228L110 230L109 233L107 234L108 237H111V236L113 237V238H110V240H111V242H110V240H108L109 238L107 239V237H106V233L108 232V231L106 232L107 228L105 227L104 224H103L102 226H101V224H100V228H101V229H100V232H98V234H101V235H100V236H101L100 239H101V240L104 239V241H101V240H100L99 242H96L97 240L94 238V236H95V235H98V234H96V232H94V234H93L94 236L91 235L92 232H90V231H91L90 228L92 227V225H91V224L89 223V221H88L89 218H86L87 216L89 217L88 213H86V212L83 211L82 209H81V210H82V213H81V210L78 209V210H79L78 212H80L81 216L84 217V218L86 219V220H84V218H83L82 220H84V221H82V223H85L84 226H85L86 228H87V226H88V227H89V230L86 229V231H85L84 228H82V227H78V226L74 225V226H76L75 229H74V232H75V230H76V231L78 230V233L75 232L76 235H77V234H78V235H81V236H77V239H79V240L76 241V242H77V245H75V244H74V245H71L72 238L69 237V234H67V236L69 237V240H68V237L65 236V237H66V238L64 239L65 241H63V245H64V247H67V246L70 247V246H71L70 248H69V247H67V248H68V249H78V250H79V249H80V250H81V249H82V250H85V249H89V250H91V249H92V244H93V243H94V244H95V243H98V244H101V243H102V244H103V246H102V244H101V246H98V247H95V246L93 245V249L91 250V253L93 254V253L95 252V254H96V253L98 252L97 255L94 254V256H96V257H93V255H91V257L88 256V255H86V256H85V260H84V261L82 260V263L85 262V261H88V259L91 260L92 257H93V258H95V259L98 258V259H97L98 262H96L97 264H98V263L102 264L103 262L100 261L101 259L105 260V263H106L107 260H109V261H111V259H112V260H113V259L115 260V258H116L117 256H120V255H121L120 257H122L123 259L126 258L125 260L127 261V263L129 262L128 264H130L131 262H133V264H137V263L135 262L136 260H138V262H141V260H143V259L140 258L139 256H140L141 254H143L144 251H145V253L147 252V254H149V255H148V256H149V257H148L149 259L152 258L151 260H147L148 258L145 260L146 262L148 261V262H147L148 264H153V263H151V262H154V264H168L167 262H169V264H170V263H171V264H178L177 262H179V261H178V260H179V259H178L179 257H180V259H181V261H180L181 264H186L185 261L187 262V264H194L195 262H196V264H197L198 260H195V259H194V261H193V263H192V259H193V258H196V259H197V257H193V258H192V256H194L196 253L199 254V256H200V258H201V259H199V258H198V259H199V260H202L201 262L199 261V263H201V264H202V263L207 264L206 262H208V264H209V263H210V264H211V263H212V264H213V263L215 264V262L213 261L214 259L212 260V258H214V257L217 258V260H218L217 263H220V264H227V262L229 261L228 259H229V258H232V254H233V259H232V260L230 259L231 261H229V262H233V261H235V262L237 263V261H238V259L236 258V257H238V256H237V254H238V252H237V251H238L237 246H239V245L237 244V246H236L235 243H239V241L235 239V240H236V242H235L234 239H233V237L235 238V236H236V234H235V232H234L235 230H233V231L231 232L232 228H231V229L228 228V229L230 230V233L228 232L229 234L232 233V234H231L232 236H233V233L235 234V236H233V237L231 236V237H230V235L227 236V234H226L227 232L225 233V231H226V227L224 228L223 225H220V228H224V229H222V230L220 229V231L223 232V230H224V233H222V234H223V235H226V236L223 238V240H225V238H226L228 241H230V239H231V240H232V243H234L235 246H236V247L234 246V247H235V248H234V247H232V243L229 244V249H230V248H231V249H232V248L234 249V250H231V252L233 251V253H230V252L228 251L229 249L227 250V248H228V247H227V246H228L227 241H225L224 243H223L222 241H221L220 243L218 242V241L221 240V239H219L217 242L219 243L220 248L225 244V245H224V246H225V249H223L224 247H223L222 249H220L219 246H218V244H217V242L215 241V237H214V235H213V233H212V232H214L215 229H216V226H215V228H213V227H214L213 225H214V223L217 221L216 218H218V216H220V217H219L220 219H218V223H219V220H221V222H220L221 224L224 223V222H222V221L225 220V217H224V214H225L224 211H225V210H223V212H222V211H221L222 208L219 209V207H221V206H219V207L214 206L215 204H214V205L211 204L212 202H209V203L212 205V207L210 206V207H211V208H210V207H209L210 204L208 205V203H207L208 201H207V200H205V201H207L206 203H205L203 200H200V199H199L198 202H197L196 198H194V196H193L192 198H194V199L191 198V200H192V201L194 200V202H195V200H196L195 203H196L198 206H200L199 204H202L203 202L206 204V205H203V206H206V209H205V210H209V213H210V216H211V217H212V215L215 216V215H217V214L219 213L218 216L212 217L211 220L207 219V220L213 222L212 220H213V218H215V222L212 223V224H213V225H212L213 227H212L211 225H208L209 227H210V226H211V227L209 228V227L207 226L208 228L206 227V229H208V230H207V231H203V230L205 229V226H206V225H203L204 227H201L202 229L200 228V229L197 231V230H195V229L199 228L200 225L202 226V223H205V224L207 223L206 218L208 217V215H207V216H206V215L204 216L203 214H205V213H202V212L204 211V207L201 205V206H202V207H201L202 209L200 210V208H199L198 206H196V204L194 203V206H193L194 209H195V207H196V208L198 207L199 210L202 211L201 214H200V211H199V213L197 212V213L199 214V215H198V214L195 212L196 209L193 210V208L191 207V205L193 204V202L191 201V203H189V201H190V197H191V196L189 197L188 194H187V196H188L189 198L186 197V200H185V201L187 202V201L189 200V201L187 202V204L190 205V208H187V209H186V207H181V208H183V209H181V208H180L181 205L177 206L178 204L172 206L171 203H173V202L175 201V199H174V201H173V198H172V199L170 198V197H173L172 195H170V197H169V196H166L167 193L164 192V189L166 188V187L164 188V186H166V184H165V182H163ZM42 184H41V188H43V187H42ZM119 184H118V186L121 187V184H120V185H119ZM128 184H129V186H127ZM149 184H150V183H149ZM149 184H148V185H149ZM11 185H12V186H11ZM48 185L50 186L49 188H48ZM115 185H116V184H115ZM137 185L141 186L142 189H141V188L139 189V188H138L139 186L137 187ZM152 185H150V186H152ZM109 186H108V187H109ZM157 186H158V185H157ZM14 187H15V189H14ZM154 187H153V188H154ZM113 188H114V187H112L111 189H113ZM115 188H117V187L115 186ZM151 188H152V187H151ZM13 189H14V190H13ZM18 189H17V190H18ZM117 189L119 190V188H117ZM123 189H122V190H123ZM154 189H155V188H154ZM156 189H155V190H156ZM159 189H163V190H159ZM166 189H167V188H166ZM179 189H180V188H179ZM12 190H13L14 193H15V191H16L17 193H15V194L12 193L13 195H11V196H12V198H14V199L12 200V199H10L11 197H9V199H10V200H9V199H8V195L10 196V194H9L8 192L11 193ZM43 190H44V188H43ZM125 190H126V189H125ZM175 190H176V189H175ZM45 191H46V190H45ZM50 191H51V192H50ZM102 191H104V190H102ZM119 191H121V190H119ZM127 191H128V189H127ZM145 191H147V192H145ZM158 191H159V192H158ZM166 191H167V190H166ZM181 191H182V190H181ZM194 191H195V190H194ZM19 192H21V193L19 194ZM42 192H43L44 194H42ZM55 192H56V191H55ZM170 192H173V191H170ZM177 192H178V191H177ZM183 192H184V191H183ZM188 192H189V191H188ZM191 192H192V191H191ZM6 193H7V194H6ZM22 193H23L24 195H23ZM34 193H35V192H34ZM112 193H113V191H112ZM112 193H111V194H112ZM125 193H126V192H125ZM138 193H139V196H137ZM175 193H176V192H174V195H175ZM184 193H185V192H184ZM184 193H183V194H184ZM197 193H198V192H197ZM201 193H202V192H201ZM18 194H19L20 196H19ZM38 194H35L34 196H36V195H38ZM51 194H52V196H51ZM56 194L59 196L58 193H56ZM161 194H163V195L165 194L163 199H165V198H166V199H165L164 201H163V199H161V198L163 197V195H162V197H160ZM177 194H178V193H177ZM177 194L175 195V196H176V199H180V198H181L180 195L178 194V195H179V198H178V197H177V196H178ZM181 194H182V193H181ZM191 194H192V193H191ZM203 194H204V193H203ZM17 195H18V197H14V196H17ZM57 195H56V197L58 198ZM184 195H186V194H184ZM189 195H190V194H189ZM193 195H195V194H193ZM41 196H43V197H41ZM112 196H113V194H112ZM112 196H111V197H112ZM126 196H128V195H126ZM148 196H147V198H146V195H145L144 198H142V199H146V200H149V201L152 200V201H150L151 204L149 203V201L147 202V203H148V206L151 205L150 208H155V207L157 206V204L152 203V202H155V199L153 200V199H151V197H150V199H148V198H149ZM165 196H166V197H165ZM175 196H174V197H175ZM212 196H213V194H212ZM222 196H223V195H222ZM0 197H1V196H0ZM84 197H85V196H84ZM135 197H134V198H135ZM224 197H225V196H224ZM2 198H1V200H2ZM28 198H29V199H28ZM34 198H35V197H34ZM34 198L32 197V199H34ZM43 198H44V199H43ZM116 198L119 200V202L117 201ZM122 198H123L124 200H121ZM152 198H153V197H152ZM168 198H170V200H171L170 202H169V199H168ZM187 198H188V199H187ZM197 198H199V197H197ZM227 198H229V197H227ZM231 198H232V197H231ZM6 199H7V200H6ZM131 199L133 200V198H131ZM139 199H140V198H139ZM139 199H138V202H139V203L143 201V200H142V201H139ZM167 199H168V200H167ZM201 199H203V198H201ZM5 200L7 201V203H6ZM29 200H30V201H29ZM40 200H41V201H40ZM45 200L47 201V198H46ZM136 200H137V198H136ZM146 200H145L144 202H142V204L146 203ZM215 200H216V199H215ZM221 200H222V199H221ZM223 200H224V199H223ZM228 200H229V199H228ZM11 201H14V202L12 203ZM26 201H27V202H26ZM46 201H45V203H47ZM87 201H88V200H87ZM120 201H121L122 203H125V202H126V204L129 202V206H131V205H132V206L129 207V206L126 205V207H124L123 205H125V204H122ZM124 201H125V202H124ZM133 201H134V203H135V200H133ZM176 201H177V200H176ZM217 201H218V200H217ZM236 201H237V200H236ZM236 201H235V202H236ZM8 202H9V203H8ZM24 202H26V204L30 202L29 204H27V206L29 205V209H28V207H27L26 205H25L26 207H24V204H25ZM166 202H167V204H166ZM201 202H202V203H201ZM218 202H219V201H218ZM225 202H226V201H225ZM242 202H243V201H242ZM23 203H24V204H23ZM35 203H36V204H35ZM45 203H43V204H45ZM88 203H89V201H88ZM119 203H120V204H119ZM164 203H162V204H164ZM181 203H182V202H181ZM198 203H199V204H198ZM15 204H16V205H15ZM19 204H20V203H19ZM30 204H31V205H30ZM58 204H59V203H57V204H51V203H50L51 206L53 205V209H55L54 207L57 206ZM84 204L86 205V203H84ZM89 204H90V203H89ZM110 204H109L108 206H109L110 208H112V207L110 206ZM173 204H174V203H173ZM179 204H180V203H179ZM218 204H219V203H218ZM228 204H229V203H228ZM241 204H242V203H241ZM261 204H262V203H261ZM34 205H36V206H34ZM37 205H38V206H37ZM54 205H55V206H54ZM121 205H122V206H121ZM134 205H135V206H134ZM139 205H141V203L138 204V206H136V208H135L134 210H136V209L138 210V209H139V208H138ZM154 205H155V207H153ZM216 205H217V204H216ZM2 206H3V205H2ZM6 206H8V208H7ZM31 206H34V207L31 208ZM108 206H107V208H108ZM116 206H117V207H116ZM145 206H146V205H145ZM164 206H165L166 208H165ZM184 206H185V205H184ZM207 206H208V207H207ZM244 206H245V205H244ZM248 206H249V205H248ZM14 207H15V208H14ZM17 207H19V205H18ZM119 207H120V208H119ZM122 207L124 208V211L120 210V209H123ZM187 207H188V206H187ZM249 207H250V206H249ZM249 207H248V208H249ZM2 208H3V207H2ZM2 208H1V210H3ZM30 208H31V210L33 209L32 212H31ZM110 208H109V209H110ZM144 208H145V207H144ZM150 208H149V209H150ZM157 208H159V207L157 206ZM170 208H173V209H170ZM191 208H192V209H191ZM207 208H208V209H207ZM215 208H216V209H215ZM233 208H234V207H233ZM253 208H254V207H253ZM253 208H252V209H253ZM27 209H28V210H27ZM53 209H52V212H51V213H53ZM118 209H119V210H118ZM125 209H126V210H125ZM131 209H130V210H131ZM190 209H191V210H190ZM211 209H212L213 211H212ZM231 209H232V208H231ZM239 209H240V206H239ZM25 210H26L27 212H26ZM29 210H30V211H29ZM50 210H51V209H50ZM55 210H56V209H55ZM58 210H59V209H58ZM58 210H56V211L58 212ZM115 210H118V211L116 212ZM134 210H133V211H134ZM147 210H148V208H146V211H147ZM152 210H153L152 212H154V209H152ZM156 210H158V209H156ZM192 210H193V211H192ZM214 210H215V212H216L217 214L214 212ZM4 211H2V212L0 211V212H1V215L4 213ZM37 211H38L39 214L37 213ZM108 211H109V210H108ZM121 211L123 212V214H122ZM125 211H126V212H125ZM159 211H160V209L158 210V212H159ZM174 211H175V210H174ZM189 211H190V212L192 211V212L196 213V216H195V215L192 216V213H190ZM218 211H219V212H218ZM242 211H243V210H242ZM7 212H8V213H7ZM20 212L22 213V217H21V214H19ZM23 212H24L25 214H24ZM45 212H46V211H45ZM120 212H121V213H120ZM124 212H125L126 214H125ZM131 212H132V210H131ZM141 212H142V213H141ZM149 212H150V211H149ZM165 212L163 213V211H160L159 213H160V215H161V213L164 214V215H166ZM205 212H206V211H205ZM16 213H18L19 216H18V215L16 216ZM26 213H29V214H26ZM30 213H31V214H30ZM46 213H47V212H46ZM60 213H61V212H60ZM108 213H109V212H108ZM114 213H113V214H114ZM135 213H136V211L133 212L132 214H135ZM211 213H213V214H211ZM220 213H221V214H220ZM235 213H236V212H235ZM23 214H24V215H23ZM58 214H59V212H58ZM58 214H57V215H58ZM82 214H83V215H82ZM84 214H86V216H84ZM110 214H112V212H111ZM170 214H171V215H170ZM226 214L228 215L229 213H226ZM239 214H240V213H239ZM241 214H243V213L241 212ZM245 214H246V213H245ZM256 214H258V213H256ZM10 215H11V213H10ZM25 215H27L26 218H25ZM54 215H55V214H54ZM105 215L107 216V214H105ZM130 215H131V214H130ZM222 215H223V216H222ZM227 215H226V218H229V217H230V218L228 219L229 222H232V221L234 222L235 226H233V227H236V228H237V227H239V226L241 225L240 228H237V229H236V231H237V230H239V231L241 230V231H240L241 233L238 232V231H237V232L240 233V234H242V236H239L240 234H239L238 236H239V238L241 237V241H240V242H243L245 245L247 244V245H246V246H247V249H246V246L243 245V244H240L241 247L239 246V249L241 248V250H242V249L245 247V250H244V249H243V250H244V252H246V253H247L248 250H249V253H251V251H252V253L255 252V251H258V247H256V249L253 248V246H256V245H257V244H256V241H255V245H252V247H251V248L254 249L255 251L249 249L250 246L248 247V245L252 244L253 242H251V239L249 238V237H251V236L248 235L247 231H244V230H243L244 227H243L242 224H241V223H242V222H241L242 220L240 221V219H239L238 222H240V223H238V225H237V219H236V218H238V216H237L236 218H235L236 215L233 216V217L236 219V220H235L233 217H231V212H230V215H228L229 217H228ZM15 216H16V217H15ZM37 216H36V217H37ZM108 216H109V215H108ZM110 216H111V215H110ZM124 216H125V219H124ZM201 216L204 217L205 221H204L203 217H201ZM249 216H250V215H249ZM253 216H254V214H253ZM3 217H7V216L4 215ZM8 217H9V216H8ZM8 217H7V218H8ZM63 217H64V216H63ZM113 217H114V215H113L112 218H111L112 220H113ZM147 217H148V215H147ZM190 217H191V219H189ZM196 217H199V218L201 219V221H200V219H197V222H196ZM205 217H206V218H205ZM22 218H24V219H22ZM32 218H34V217H32ZM60 218H62V216H61ZM60 218H59V219H60ZM108 218H109V217H108ZM119 218H120V217H119ZM119 218H118V219H119ZM151 218L153 219L152 222L150 221ZM167 218H168V217H167ZM208 218H209V217H208ZM255 218H256V217H255ZM65 219H67V218H65ZM126 219H128V220L126 221ZM173 219H174V221L177 220V221H178V224H176V222H173V221H172ZM223 219H224V220H223ZM27 220H28V219H27ZM123 220L126 222L127 225H125V224L123 223V222H124ZM179 220H180V222H179ZM190 220H191V221H195V222H193V223L190 222V224H189V221H190ZM234 220H235V221H234ZM243 220H245V219H243ZM250 220H251V219H250ZM262 220H263V219H262ZM70 221H71V222H72V221L74 222V220H69V223H70ZM87 221H88V222H87ZM202 221H203V222H202ZM130 222H131V221H130ZM163 222H164V221H163ZM186 222H188V223H186ZM235 222H236V223H235ZM88 223H89V224H88ZM112 223L114 224V222H112ZM152 223H154V226H155V228L153 229V233L155 232L156 228L158 227V228H157V231H156L154 234L152 233V231H151L150 233L148 232V231H150V229H152L151 226H150ZM184 223L188 224L189 226H191V227H193V228H191V227H190V228H189V227L187 228L188 225H186V224L184 225ZM194 223H195V225H198V226H197V227L192 226ZM198 223H199V224H198ZM218 223H216V224H217V227L219 226ZM220 223H219V224H220ZM243 223H244V222H243ZM246 223H247V221H246ZM70 224H72V223H70ZM73 224H74V223H73ZM179 224H180V225H179ZM207 224H210V222H208ZM216 224H215V225H216ZM263 224H264V223H263ZM89 225H90V226H89ZM111 225H112V224H111ZM231 225H233V224L231 223ZM248 225H250V224H248ZM141 226L143 227V223L141 224ZM148 226L150 227V229H148V228H149ZM161 226L163 227V229H162ZM222 226H223V227H222ZM250 226H251V225H250ZM70 227H71V226H70ZM95 227H96V226H95ZM102 227H104V228H102ZM128 227H129V229H128ZM132 227H135L134 229H135L136 231L133 232V231L131 230ZM152 227H153V226H152ZM159 227H160V228H159ZM241 227H242V228H241ZM255 227H256V225H255ZM73 228H74V227H72V229H73ZM81 228H82V229H81ZM98 228H99V226H98ZM123 228H124V229H123ZM253 228H254V227H253ZM63 229H64V228H63ZM79 229H80V230H79ZM103 229H106V230L104 231ZM126 229H127V230H126ZM188 229H192L191 231H193L194 233L191 232V231L189 230V232H191V233H189V234L187 235L186 233L188 232ZM217 229H219V228H217ZM228 229H227V230H228ZM233 229H235V228H233ZM87 230H88V231H87ZM98 230H99V229H98ZM102 230H103L104 232H103ZM113 230H115V231L113 232ZM119 230H117V232H118ZM146 230H147V231H146ZM162 230L164 231V233H163ZM200 230H201L202 232H201ZM212 230H213V231H212ZM250 230H252V229H250ZM79 231H80V232H79ZM101 231H102V232H101ZM126 231H127V232H126ZM129 231H132L133 233H131V232H129ZM178 231H179V232H178ZM208 231H209V232H208ZM217 231H218V230H217ZM242 231L245 232V235L242 233ZM62 232H63V230H62ZM64 232H65V231H64ZM81 232H82V233H81ZM88 232H89V233H88ZM122 232H123V231H122ZM165 232H166V234H165ZM237 232H236V233H237ZM254 232H255V231H254ZM257 232H258V231H257ZM259 232H260V231H259ZM79 233H80V234H79ZM104 233H105V234H104ZM120 233L123 234L122 237H121V234H120ZM144 233H145V234H148V233H149V235H145ZM197 233H198V234H197ZM208 233H209V234H208ZM216 233H217V232H216ZM218 233H219V232H218ZM218 233H217V235H218ZM246 233H247V237H248V239H247V237H246L244 240L247 239V241H248V240L250 239V240H249V241L251 242L250 244H249V242L246 241V243H245V241L242 240L243 237L246 236ZM260 233L262 234V232H260ZM260 233H259V234H260ZM11 234H12V233H11ZM65 234H66V233H65ZM84 234H85V236H86V235H87V236H86V237H83ZM102 234L105 235L107 241H105V238H103L104 236H102ZM109 234H110L111 236H110ZM133 234H134V235H133ZM190 234H191V235H190ZM194 234H196L195 237L193 236ZM211 234H212V235H211ZM256 234H257V233H256ZM256 234H255V235H256ZM259 234H258V235H259ZM261 234H260V235H261ZM76 235H75V236H76ZM89 235H90V236H89ZM118 235H117V236H118ZM131 235H132V236H131ZM135 235H136V236H135ZM138 235H139V236H138ZM167 235H168V234H167ZM181 235H182V234H181ZM185 235H187V237H186ZM209 235H211V236H209ZM243 235H244V236H243ZM263 235H264V234H263ZM20 236H21V235H19V237H20ZM75 236H74V239H76ZM88 236H89L90 238L93 236V237H92V238H93V241H92V238H91L90 241H88L89 243H88V242L85 243V240H86V239H89ZM134 236H135V237H134ZM168 236H169V235H168ZM174 236L176 237V235H174ZM197 236H200V239H201V236L203 237V238L201 239L202 241H201V240L199 239V237H198V239L200 240V241L197 240L198 244H197V242H195V243L198 245V247L200 246V249L198 248V249L200 250V251H199L200 253L198 252V249H197V252H195V251H196L195 249L197 248V245H196L195 243H193V241H191V239H193V238H194L193 240L195 241V239H197ZM212 236H213V237H212ZM218 236H219V235H218ZM221 236H222V235H221ZM82 237H83V238H82ZM129 237H130V238L132 237V238H131L132 240H131ZM139 237H140V238H139ZM159 237L161 238V240H160ZM169 237H170V236H169ZM188 237H190V239H189ZM219 237H220V236H219ZM229 237H230V239H228ZM236 237H237V236H236ZM20 238H22V236H21ZM80 238H81V239H80ZM84 238H86V239L84 240ZM121 238H123V240H121ZM128 238H129V239H128ZM134 238H135V239H134ZM177 238H176V239H177ZM221 238H222V237H221ZM251 238H252V237H251ZM253 238H255V236H254ZM253 238H252V239H253ZM260 238H262V236H261ZM66 239H67V240H66ZM70 239H71V241H70ZM115 239H116V240H115ZM118 239H119V244H117V243H118V242H117ZM137 239H138V240H137ZM178 239H177V240H178ZM237 239H238V238H237ZM256 239H257V237H256ZM80 240H81V241H80ZM83 240H84V241H83ZM94 240H95V242H94ZM124 240H125V241L128 240V242H131L130 245L132 244V245H131L132 248H133L134 245H136L135 247H137V249L135 248V250H140L139 252L137 251L136 253H134V254H136V255H134L133 252L131 251L132 255H134V258L137 256V257L135 258V259H136L135 261H131V262H130V259L133 258V256L129 253V252H130V249H132V248H130V246H128L127 248L124 247V248H126L127 250L124 249V248H120L121 246H124V245L127 243V242H125ZM147 240H146V241H147ZM150 240H151V239H150ZM158 240L156 239V241H155V242L153 241V242L156 244V242H158ZM188 240H189V241H188ZM239 240H240V239H239ZM68 241L70 242V245H68V243H67ZM78 241H79V242H78ZM121 241H124L125 244H123ZM134 241H135V242H134ZM170 241H171V240H170ZM173 241H172V242H173ZM190 241H191V243H193L195 246L192 245V244L189 245ZM233 241H234V242H233ZM237 241H238V242H237ZM253 241H254V239H253ZM261 241H262V240H261ZM81 242H82V243H81ZM83 242H84L85 244L88 243V246H87L88 248L85 247L86 245L83 244ZM100 242H101V243H100ZM108 242H109V244H108ZM113 242H114V243H113ZM115 242H116V243H115ZM120 242H121V244H120ZM132 242H134V244H133ZM151 242H152V241H151ZM187 242H188V244H187ZM202 242H203V243H202ZM215 242H216V243H215ZM230 242H231V241H230ZM230 242H229V243H230ZM257 242H258V241H257ZM78 243H81V244H78ZM90 243H91V245L89 246ZM105 243H106V244H105ZM136 243L138 244L139 249H138V246H137ZM199 243H201V244L199 245ZM221 243H222V244H221ZM66 244H67V246H66ZM113 244H114V245H113ZM122 244H123V245H122ZM170 244H171V245H170ZM178 244H182V245H178ZM185 244H186V245H185ZM116 245H118V246L121 245V246L118 247V246H116ZM127 245H129V244L127 243ZM150 245H151V246H150ZM152 245H153L154 247H153ZM162 245H163V246H162ZM184 245L187 246V247H189V248L185 247ZM201 245H202L203 247H204V245H206L205 248H204V251H207V249L209 248V250H212V252L214 251L213 254L217 253L218 256H217V254H215L214 257H213V256H210V257H208V258H211V259H210V262H209V261H206V258H204V257H205V254H204L205 252L203 251V249H201V247H202ZM211 245H212V246H211ZM221 245H222V246H221ZM242 245H243V247H242ZM72 246H73V247H72ZM78 246H79V247H78ZM111 246H112V247H111ZM114 246H116V247H114ZM168 246H169V250H168V248H167ZM170 246H171V247H170ZM190 246H191V247H190ZM208 246H209V247H208ZM210 246L212 247L211 249H210ZM214 246H218V248L216 247V249H215V248H213ZM230 246H231V247H230ZM74 247H75V248H74ZM76 247H77V248H76ZM89 247H91V248H89ZM106 247H107V248H106ZM110 247H111V251H110ZM158 247H159V248H158ZM181 247H180V248H181ZM193 247H195V249H194ZM261 247H262V246H261ZM261 247H260V248H261ZM96 248H99V249H100V252H99V249H96ZM102 248H103V249H102ZM113 248H114V249H113ZM116 248H117V249H116ZM128 248H129V250H128ZM151 248H152V250H151ZM160 248H161V249H160ZM185 248H186V250H184ZM191 248H192L193 250H191ZM262 248H263V247H262ZM107 249H108V250H107ZM118 249L123 250V252L120 251V250H118ZM147 249H149V250H147ZM153 249L156 250V251H155L156 254H157L156 257H154V255H151L152 253L154 254V250H153ZM158 249H159L161 252H162V249H163V252L160 253V251H158ZM166 249L168 250V252H167ZM170 249H171V251H170ZM174 249H175V251H176L177 254H180V255H181V256H179V257H178V255H176L177 259L175 258V261H174V257H173L174 255H171V256L169 255L170 252H171L172 254H173V253L176 254L175 251H173ZM187 249H188V250L190 249V252H193V254H190V252H187ZM214 249H215V250H214ZM236 249H237V250H236ZM103 250H105L106 253H107V256H108L107 259H106V254H103V253H105V251H103ZM113 250H114V251L117 250V251H116V252H113ZM141 250H142V253H141ZM165 250H166V252H165ZM217 250H225V251H227L228 254L226 255V253H225L224 251H222V252L224 253V256H223V253H222V255H220L221 252L218 253ZM235 250H236L237 254L234 253ZM246 250H247V251H246ZM263 250H264V248H263ZM102 251H103V253H102ZM107 251H108V252H107ZM118 251H119V252H118ZM124 251H125V252L128 251V252L125 253ZM151 251H153V252H151ZM177 251H178V252H177ZM201 251H202L203 253H202ZM215 251H217V252H215ZM134 252H135V251H134ZM148 252H149V253H148ZM164 252H165V253H164ZM209 252H210V251H209ZM239 252H241V251L239 250ZM244 252L242 251L241 253L245 255ZM263 252H264V251H263ZM263 252H261V253L263 254ZM101 253H102V255H101ZM112 253H113V254H112ZM117 253H118V254H117ZM123 253H124V254H123ZM140 253H141V254H140ZM207 253H208V252H207ZM229 253H230L231 256L229 255ZM261 253L259 252L258 255H256V254H257V252H256V254H254V255L260 257L259 255H260ZM114 254H115V255H114ZM129 254H130V255H129ZM139 254H140V255H139ZM163 254H164V256H163ZM167 254H168L169 257L167 256ZM188 254H189V255H188ZM200 254H201V255L203 254V257H202ZM210 254H211V253H210ZM103 255H104V256H103ZM109 255H112L113 257L111 256L110 259H108V258H109ZM116 255H117V256H116ZM184 255H185V256H184ZM208 255H209V254H208ZM251 255H253V254H251ZM87 256H88V258H87V260H86V257H87ZM99 256H100V257L102 256L103 258L100 259ZM123 256H124V257L126 256V257L124 258ZM130 256H131V258H130ZM161 256H163L162 259H161ZM182 256H183V258H184L185 260L182 258ZM234 256H236V257L234 258ZM247 256H248V253H247ZM256 256H255V257H256ZM89 257H90V258H89ZM164 257H165L167 260H166ZM222 257H227V260H228V261H227L225 258L221 259V261H220V258H222ZM239 257H242L241 254H239ZM239 257H238V258H239ZM244 257H246V256H243V258H241V259L244 260V259L248 258V257H246V258H244ZM81 258L84 259V256H82ZM81 258H80V259H81ZM134 258H133L132 260H134ZM169 258H170V260H169ZM172 258H173V259H172ZM203 258H204L205 260H204ZM262 258H264V257H262ZM80 259H79V260H80ZM163 259H164V260H163ZM254 259H256V258H254ZM258 259L260 260V258H258ZM103 260H102V261H103ZM152 260H154V261H152ZM155 260H156V261H155ZM159 260H161V261H159ZM183 260H184V262H182ZM203 260H204V262H203ZM207 260H208V259H207ZM236 260H237V261H236ZM259 260H257L256 263H258V264H260V263H262V262L264 263V260H263L262 262H260V263L258 262ZM80 261H81V260H80ZM94 261H96V260H91V262H94ZM109 261H108V262H109ZM145 261H142V264H147V263H145ZM149 261H151V262H149ZM158 261H159V262H158ZM162 261H163V262L166 261V263H163ZM190 261H191V262H190ZM212 261H213V262H212ZM222 261H224V262H222ZM260 261H261V260H260ZM89 262H90V261L85 262V264H87V263L89 264ZM180 262H179V264H180ZM229 262H228V264H230ZM235 262H234V263H235ZM245 262H247L248 264H249V263H250V264H256V263H254L255 260H253V261H252L253 263H252L251 260H250V262H249V260L246 259ZM199 263H198V264H199ZM236 263H235V264H236ZM247 263H246V264H247ZM263 263H262V264H263ZM83 264H84V263H83ZM93 264H94V263H93ZM106 264H107V263H106ZM109 264H110V263H109ZM131 264H132V263H131ZM238 264H239V263H238Z\"/></svg>",
  "mask_w": 264,
  "mask_h": 264
}]
</instances>
